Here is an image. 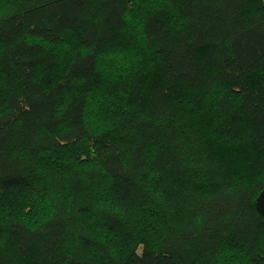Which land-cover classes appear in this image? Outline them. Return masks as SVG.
<instances>
[{
    "label": "trees",
    "instance_id": "16d2710c",
    "mask_svg": "<svg viewBox=\"0 0 264 264\" xmlns=\"http://www.w3.org/2000/svg\"><path fill=\"white\" fill-rule=\"evenodd\" d=\"M264 0H0V264H264Z\"/></svg>",
    "mask_w": 264,
    "mask_h": 264
},
{
    "label": "water",
    "instance_id": "95a60500",
    "mask_svg": "<svg viewBox=\"0 0 264 264\" xmlns=\"http://www.w3.org/2000/svg\"><path fill=\"white\" fill-rule=\"evenodd\" d=\"M256 210L264 216V189L259 193L254 201Z\"/></svg>",
    "mask_w": 264,
    "mask_h": 264
}]
</instances>
